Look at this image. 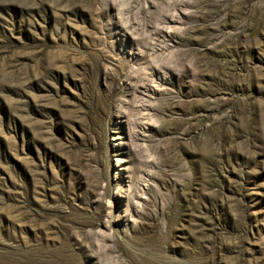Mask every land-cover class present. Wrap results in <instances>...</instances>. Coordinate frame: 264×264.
<instances>
[{
  "label": "rangeland",
  "instance_id": "rangeland-1",
  "mask_svg": "<svg viewBox=\"0 0 264 264\" xmlns=\"http://www.w3.org/2000/svg\"><path fill=\"white\" fill-rule=\"evenodd\" d=\"M0 264H264V0H0Z\"/></svg>",
  "mask_w": 264,
  "mask_h": 264
}]
</instances>
